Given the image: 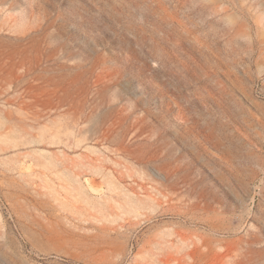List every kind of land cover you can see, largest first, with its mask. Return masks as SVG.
Masks as SVG:
<instances>
[{"label": "rangeland", "instance_id": "rangeland-1", "mask_svg": "<svg viewBox=\"0 0 264 264\" xmlns=\"http://www.w3.org/2000/svg\"><path fill=\"white\" fill-rule=\"evenodd\" d=\"M0 264H264V0H0Z\"/></svg>", "mask_w": 264, "mask_h": 264}]
</instances>
